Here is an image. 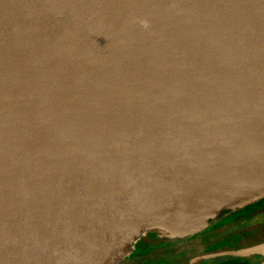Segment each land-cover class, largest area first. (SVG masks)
<instances>
[{"label":"water","instance_id":"water-1","mask_svg":"<svg viewBox=\"0 0 264 264\" xmlns=\"http://www.w3.org/2000/svg\"><path fill=\"white\" fill-rule=\"evenodd\" d=\"M263 198L264 0H0V264H120Z\"/></svg>","mask_w":264,"mask_h":264},{"label":"rangeland","instance_id":"rangeland-1","mask_svg":"<svg viewBox=\"0 0 264 264\" xmlns=\"http://www.w3.org/2000/svg\"><path fill=\"white\" fill-rule=\"evenodd\" d=\"M228 210L233 209L223 210L221 214ZM245 212L249 213L247 209L240 210L235 215L213 222L203 232L184 240L172 242L160 238V241L151 240V237H153L151 235H154V233H149L150 235L147 238H141L134 245V250L125 256L120 264H175L197 253L214 254L241 250L264 243V226L260 224L251 226L246 222L239 221ZM161 242H164L165 246L163 244L159 245ZM155 245L156 248L150 250ZM166 245L170 248L178 246V252L174 250L172 253L169 251L164 253V249L167 248ZM220 259L214 258L213 260L216 262Z\"/></svg>","mask_w":264,"mask_h":264},{"label":"flooded vegetation","instance_id":"flooded-vegetation-1","mask_svg":"<svg viewBox=\"0 0 264 264\" xmlns=\"http://www.w3.org/2000/svg\"><path fill=\"white\" fill-rule=\"evenodd\" d=\"M245 209H247V211H249V213L245 212L244 216L239 221L246 222V223L250 224L251 226L252 225H257V224H260V225L264 226V218H262V216H264V198L254 202L252 204L246 205L244 207L236 208V209H233V210H228L227 212H225L223 214H221L222 213L221 212L215 220L210 222V225L213 222L222 220V219H224L226 217H229L231 215H235L240 210H245ZM258 218H259V220H258ZM257 221H258V223H257ZM148 235H150V234L148 233L144 237L147 238ZM151 236H153V237H151V240L160 241L159 237L156 234L151 235ZM138 242L139 241H137V243ZM161 244L164 245V242H161L159 245H161ZM261 244H263V243H261ZM166 247L167 248H165L164 251H163L164 253H166L168 251L172 253V251H174V250H176L175 252H178V246H174V247L170 248V246L168 247L166 245ZM155 248H156V245L153 246L150 250H154ZM206 255H210V254L197 253L196 255L184 258V259L178 261L175 264H188V262L192 258L202 257V256H206ZM225 258L238 259L241 264H264V251L261 252V253H257V254L248 256V257H244V258H239V257L238 258H235V257H221V259L220 258H217V259L222 260V259H225ZM220 260H217V261H220ZM217 261L215 262V260L208 258V259L195 261L194 264H197L199 262L202 263V264H214V263L216 264Z\"/></svg>","mask_w":264,"mask_h":264},{"label":"trees","instance_id":"trees-1","mask_svg":"<svg viewBox=\"0 0 264 264\" xmlns=\"http://www.w3.org/2000/svg\"><path fill=\"white\" fill-rule=\"evenodd\" d=\"M216 264H241V263L238 259L225 258V259L218 261Z\"/></svg>","mask_w":264,"mask_h":264}]
</instances>
